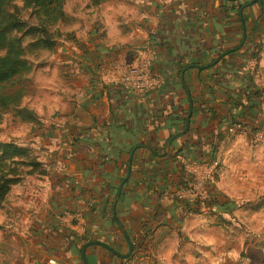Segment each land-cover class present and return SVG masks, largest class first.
Wrapping results in <instances>:
<instances>
[{
    "label": "crops",
    "instance_id": "0c3cea01",
    "mask_svg": "<svg viewBox=\"0 0 264 264\" xmlns=\"http://www.w3.org/2000/svg\"><path fill=\"white\" fill-rule=\"evenodd\" d=\"M213 4L227 6V9L224 13L217 12L219 16L215 18L209 8ZM83 8L85 5L78 8V14L86 28L75 29L77 38L81 39L78 45L57 46L48 66L30 76L26 104L37 115L38 123L27 126L31 139L26 145L34 149L46 168L68 180H76V185L89 190L90 201L77 199L78 203L84 201L83 208L73 203L68 204V209H52L50 199L61 183L46 176L30 177L24 184L14 186L7 209L0 212V264H84L79 253L81 246L67 237L71 234L80 238L86 231L95 240L124 254L127 244L117 221L128 237L131 236L132 243L143 237L147 229L158 237L153 248L154 261L148 264H233L235 250L230 248V240L241 234L232 231L234 235L230 237L227 228L236 213L250 211L237 210L231 216L223 215L230 222L224 227L205 209L201 215L182 216L183 206L168 197L177 185V180L172 178L178 169L167 155L169 147L157 156L147 150L132 152L128 166L130 175L128 178L127 172L125 179L127 187L110 186V180L105 183L99 178L95 184L94 178L85 175L86 167L72 158L74 151L88 154L90 148L72 142L67 128L69 124L90 128L95 125L94 117L112 127L117 121L134 127L142 117L144 121L138 130L147 132V128L152 127L147 123L148 113L143 109L141 116L139 107L131 102L132 97L138 104L146 102L143 106L161 99L162 113L170 116V100L176 105H188L191 93L207 101L211 94L212 97L235 94L237 75L229 68L236 65L235 60L225 61L218 70L213 68L216 63L210 64L223 50L237 45L239 48L245 45V49L261 45L258 70H263L264 0H105L97 11ZM97 20L105 31L103 38H99L92 26ZM150 27L156 30L152 48L159 53L153 71L161 77L162 84L143 97L129 95L115 82H108L103 70L109 64L133 65L139 49L145 46L146 31ZM185 68L183 86L180 74ZM200 69H204L201 74ZM216 75L217 80L212 78ZM261 81L263 84L264 79ZM145 135L149 140L153 133L149 131ZM115 138L119 144L124 141L119 135ZM239 138L247 142L244 135H238L224 151H232ZM39 142H43L41 147ZM123 147L131 148V145L125 143ZM40 150L44 151L43 157ZM62 185L69 189L68 182ZM217 185V193L226 196L225 201L238 206L254 203L240 204L229 199L232 197ZM91 202L95 211L91 224H87L84 217H62L66 210L83 216ZM195 219H201L202 225L191 224ZM112 221L119 232L112 227ZM144 222L145 228L142 227ZM196 243L203 246V255L188 253ZM210 251L217 256H212ZM107 252L102 247L88 248V263L121 264L119 257Z\"/></svg>",
    "mask_w": 264,
    "mask_h": 264
},
{
    "label": "trees",
    "instance_id": "16d2710c",
    "mask_svg": "<svg viewBox=\"0 0 264 264\" xmlns=\"http://www.w3.org/2000/svg\"><path fill=\"white\" fill-rule=\"evenodd\" d=\"M68 1L0 0V136L4 130L5 120L9 116L15 123L26 127L38 123L37 115L26 104L29 97L30 76L36 70L48 66L51 56L56 53L57 46H64L63 43L78 45L75 26L80 15L78 14V17L67 10ZM83 1L85 8L92 11H97L105 2V0ZM209 8L211 14L218 18L217 12L224 13L227 6L213 4ZM261 19L264 22V18ZM92 26L99 34V38L105 37L103 26L98 20L94 21ZM243 26L245 28V22ZM154 39H150L152 47L155 46ZM225 51L227 55L213 68L218 70L225 61L235 60L236 65L229 66L237 75L235 94H227L225 97H212L211 94L207 101L200 100L195 93H191L188 105H176L170 100L168 102L170 116L162 113L161 99L152 105L143 106L146 102L138 104L133 97L131 98V102L134 101L139 107L141 116L143 109L146 110L145 114L148 113L147 123H151L152 127L147 128V132L153 133L149 140L145 137L146 131L138 130V126L144 121L142 117L139 124H135L134 127H128L122 121L114 122L112 127V124L99 122L97 117H94L95 125L90 128L69 124L68 138L74 143L90 148L88 154L80 151H74L72 154L74 160L86 167L85 175L94 178L95 184L99 178L105 183L110 180V186L122 185L125 188L128 184V180L125 179L132 152L147 150L157 156L169 147L167 155L178 167L173 174L175 178L172 179L177 180L178 187H187L192 179L186 175L184 164L191 159L199 163L207 162L210 165L218 161L217 164L221 167V153L233 144L238 135H244L248 141H252L253 135L256 134L255 140L261 141L264 138V115H261L264 89L258 85L255 78V71L259 69L261 59V45L253 46L251 49H245V45L239 48L237 45L217 53L215 58ZM155 52L157 55L158 52ZM69 59L72 57L69 56ZM251 61L255 63L253 70L249 67ZM203 71L204 69H200L198 73L201 74ZM217 77L218 75L212 78L217 80ZM224 106L226 109H223ZM187 125L185 134L169 143L170 139L183 131ZM236 126L238 130L232 132L231 130ZM258 134L262 135V139H258ZM116 135L124 140L121 144L116 142ZM183 138L184 141L181 142ZM157 139L159 142L156 141ZM125 143L130 144L131 148L123 147ZM166 157L165 155L164 158ZM44 176L61 183L58 191L50 199L52 209H68L70 208L68 204L73 203H77L76 207L83 208L82 203L90 201L89 190L76 185V180H68L54 170L46 168L40 156L30 146L15 141H0V212L7 209L10 192L14 186L24 184L30 177ZM65 182L70 184L68 190L62 185ZM218 182L219 176L216 175L214 181L205 184L202 199L192 202L171 200L183 206L184 217L201 215L204 209H208L207 212L215 216L217 224L222 227L230 224L223 215L231 216L237 210L253 213L264 211V199L258 203H244L241 206L230 201L217 202L215 198ZM62 193L64 196H61ZM79 198H83L84 201L76 202ZM94 212L92 202L88 203L87 211L83 212L87 224H91V216ZM145 224L146 222L142 227L145 228ZM111 225L118 231L115 221H112ZM149 230L147 229L136 243H132L133 253L129 258H117L121 264H148L154 261L153 248L156 247L155 242L158 241V237ZM67 238L71 242H76L81 248L83 244L95 240L87 231L80 238H75L71 234ZM129 239L132 242L131 236Z\"/></svg>",
    "mask_w": 264,
    "mask_h": 264
},
{
    "label": "rangeland",
    "instance_id": "374dc122",
    "mask_svg": "<svg viewBox=\"0 0 264 264\" xmlns=\"http://www.w3.org/2000/svg\"><path fill=\"white\" fill-rule=\"evenodd\" d=\"M68 2L67 10L79 17L78 8L84 6L85 2L83 0H69ZM81 23L82 21L79 17L75 29L85 30L86 25ZM63 44L65 45V43ZM255 78L259 80V83L262 82L261 79H264V68L263 70L255 71ZM259 83L258 85L264 89V82L263 84ZM261 115H264V102L261 108ZM244 137L246 138V136ZM255 138L256 134L253 135L252 141L246 139L248 143L243 141V138H239L237 141L238 145L232 151L228 152L225 150L226 154L224 151L220 155L222 171L217 187L226 195L232 197L229 199L240 204L244 201L257 203L262 201L264 197V138L261 141H256ZM30 139L31 131L28 130V127L15 123L12 121L11 116L6 118L0 141H15L18 144H27ZM39 143V147H41L43 142ZM40 152L43 157L44 151L40 150ZM225 197L218 192L215 199L216 201H225ZM205 210L206 212L209 211L208 209ZM235 215L230 219L231 225L226 232L230 237L234 235L233 232L241 234L238 235L237 239L231 237L230 240L229 246L235 250L233 264H264V212L262 211L259 214L238 212ZM191 224L195 226L202 225V220L195 219ZM202 248L203 246L196 243L194 247H190L188 253L203 255ZM211 253L212 256H217L215 252L212 251Z\"/></svg>",
    "mask_w": 264,
    "mask_h": 264
},
{
    "label": "built area",
    "instance_id": "2783aa9c",
    "mask_svg": "<svg viewBox=\"0 0 264 264\" xmlns=\"http://www.w3.org/2000/svg\"><path fill=\"white\" fill-rule=\"evenodd\" d=\"M156 35L154 27L146 31V42L142 49H139L135 63L130 66L120 64H109L104 67V78L108 82L113 81L129 94L143 97L151 90L157 89L162 84L160 76L153 71V65L156 60V52L150 44V39ZM254 61L249 62V67L253 70ZM238 130L236 126L231 131ZM258 139L262 135L258 134ZM218 163V161H217ZM210 165L207 162H195L192 159L184 164L185 173L191 179V184L187 187H178L177 185L168 193L170 199L192 202L203 197V189L207 182L214 181L216 175L220 176L222 167L219 164ZM62 217L67 219H82L80 213L66 211Z\"/></svg>",
    "mask_w": 264,
    "mask_h": 264
},
{
    "label": "water",
    "instance_id": "95a60500",
    "mask_svg": "<svg viewBox=\"0 0 264 264\" xmlns=\"http://www.w3.org/2000/svg\"><path fill=\"white\" fill-rule=\"evenodd\" d=\"M240 14H241V11H240ZM225 54H227V52L226 53H223L222 55H220L210 65H214L215 63H217ZM191 67H196V66H191ZM186 70H187V68L183 69L181 71V74H180V78H181V82H182L183 86H185L183 76H184V72ZM190 115H191V110H190V114H189V117H188V121H189ZM187 128L188 127H186L182 132H179L172 139H170L169 143H171V141L174 140L176 137L181 136V135H184L185 132L187 131ZM130 162H131V159H130ZM129 175H130V169L128 171V178H129ZM117 224H118V228L122 232V236L124 237L125 242L127 244V251H126V253H124V254L117 253L108 244H106V243H104L102 241H99V240L89 241V242L83 244V246L81 248V256H82V261H83L84 264H89L88 263L87 256H86V250L88 248H90V247H102V248L108 250L109 252H111L113 255H115V256H117V257H119L121 259H127V258H129L132 255V253H133V244L130 241V239H129L128 235H127V232L124 230L123 226L118 221H117Z\"/></svg>",
    "mask_w": 264,
    "mask_h": 264
}]
</instances>
